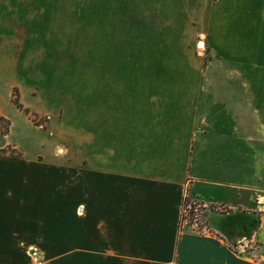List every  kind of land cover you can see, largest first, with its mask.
Masks as SVG:
<instances>
[{"label": "crops", "instance_id": "crops-1", "mask_svg": "<svg viewBox=\"0 0 264 264\" xmlns=\"http://www.w3.org/2000/svg\"><path fill=\"white\" fill-rule=\"evenodd\" d=\"M44 4L0 0V115L11 122L1 147L21 155L0 156V264H30V245L45 264H259L233 247L243 237L264 245L260 87H239L220 121L205 112L209 104L192 116L181 105L186 111L167 120L155 92L114 104L111 87L94 81L91 111L78 113L66 140L62 12L58 20L56 0ZM43 114L51 116L46 130L32 121ZM213 122L217 136L194 139L197 124L202 132ZM211 148L231 162L208 180L192 162L197 149ZM186 194L224 212L195 229L182 220Z\"/></svg>", "mask_w": 264, "mask_h": 264}, {"label": "rangeland", "instance_id": "rangeland-1", "mask_svg": "<svg viewBox=\"0 0 264 264\" xmlns=\"http://www.w3.org/2000/svg\"><path fill=\"white\" fill-rule=\"evenodd\" d=\"M40 1L47 4V0H37V6ZM56 2L58 20L62 12V37L57 24L56 40L64 46L66 42V58L61 63L67 92V118L61 132L64 139H74L72 123L78 113H90L94 81L96 86L106 83L111 87L114 104H139L149 90L155 92L158 100L154 104L164 106L167 120L186 111L181 105H186L192 116L209 104L205 112L212 117L208 118L220 121L230 106L234 107L239 87L258 86L264 133V0ZM50 6L56 8L55 4ZM45 31H49V26ZM45 69L48 70L46 66ZM241 71H253L254 77L242 75ZM233 113L234 110L230 116ZM213 124L205 127V132L197 130V124L191 130L194 139L217 136L220 126ZM201 151H196L192 171H201L208 180L215 177L213 170L220 165H230L231 160H223L220 148L206 149L204 154ZM260 176L259 183L263 184L264 171ZM211 211L224 212L217 205L205 206L186 194L182 220L202 229ZM38 249L46 262L45 254ZM233 250L236 252L234 247ZM240 256L259 263L251 254Z\"/></svg>", "mask_w": 264, "mask_h": 264}, {"label": "built area", "instance_id": "built-area-1", "mask_svg": "<svg viewBox=\"0 0 264 264\" xmlns=\"http://www.w3.org/2000/svg\"><path fill=\"white\" fill-rule=\"evenodd\" d=\"M51 120L49 114L35 115L32 118L35 126L40 130L47 129V123ZM52 134V132H50ZM257 205L263 207L264 205V194L259 196L257 199ZM83 209L82 207L80 208ZM79 210V212H81ZM235 253L242 254H251L260 264H264V245L256 244L250 237H243L237 244L234 246ZM27 253L30 256L31 264H45L44 257L42 252L35 246L31 245L27 248Z\"/></svg>", "mask_w": 264, "mask_h": 264}, {"label": "trees", "instance_id": "trees-1", "mask_svg": "<svg viewBox=\"0 0 264 264\" xmlns=\"http://www.w3.org/2000/svg\"><path fill=\"white\" fill-rule=\"evenodd\" d=\"M16 104H18L17 100H14ZM11 122L8 118L0 115V137H4L10 131ZM0 156L11 157V158H20L21 155L15 148L8 145L5 147L0 146Z\"/></svg>", "mask_w": 264, "mask_h": 264}, {"label": "bare ground", "instance_id": "bare-ground-1", "mask_svg": "<svg viewBox=\"0 0 264 264\" xmlns=\"http://www.w3.org/2000/svg\"><path fill=\"white\" fill-rule=\"evenodd\" d=\"M200 44L202 45V42Z\"/></svg>", "mask_w": 264, "mask_h": 264}, {"label": "water", "instance_id": "water-1", "mask_svg": "<svg viewBox=\"0 0 264 264\" xmlns=\"http://www.w3.org/2000/svg\"><path fill=\"white\" fill-rule=\"evenodd\" d=\"M199 43H201V42H199Z\"/></svg>", "mask_w": 264, "mask_h": 264}]
</instances>
